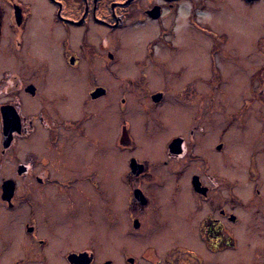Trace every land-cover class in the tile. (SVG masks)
Here are the masks:
<instances>
[{"label": "flooded vegetation", "instance_id": "af4514ba", "mask_svg": "<svg viewBox=\"0 0 264 264\" xmlns=\"http://www.w3.org/2000/svg\"><path fill=\"white\" fill-rule=\"evenodd\" d=\"M35 1L0 0V91L7 96L0 102V155L12 142H24L22 158L10 174L0 176V264L110 261L95 253L93 240L73 247L78 231L89 230L94 222L109 227L111 210L117 216L124 214L127 225L136 231L144 229L141 236L152 240L144 243L135 259L124 257L130 264H222L224 254L227 260L243 264L244 253L257 260L251 264H264L259 259L264 255L260 251L264 239H244L239 229L244 225L248 237L264 235V184L260 179L264 170V0H47L53 6L48 25L43 11H36ZM236 22L254 25L240 32L246 39L256 33L246 53V46L239 49L231 36ZM149 27L147 33L140 32L141 39L145 37L142 64L169 68L170 58L188 56L191 50L177 44L179 37L194 33L206 48L211 71L205 79L210 98L198 96L202 102L199 113L198 108L193 111L197 123L190 126L188 121L181 132L167 134L159 143L157 133L164 125L158 112L151 121L143 111L136 117L127 116L128 121L120 117L109 136L105 122L111 110L116 117L122 116L137 100L125 94L112 99L109 87L91 74L92 57L99 51L108 53V63L118 61L125 35L134 28ZM161 51L168 60L161 59ZM239 53L246 58L244 72L249 63L248 77L244 72L237 74ZM144 74L142 69L139 76ZM239 80L246 87L238 95L242 103L226 110L225 118L212 106L200 111L206 102L223 100L225 82L236 85ZM145 90L153 110L165 103V88ZM5 106L20 118L6 147L1 117ZM218 113L224 130L231 124L238 126V143L247 150L252 188L245 202L233 194L232 181L222 180L225 186H221L208 173L206 160L186 135L188 128L191 135L203 130L200 124L213 122ZM97 125L100 132L95 133ZM146 139L159 149L153 157L139 148ZM110 144L119 149L111 152ZM212 148L221 152L223 143L216 142ZM120 155L124 158L116 159ZM192 161L195 169L189 174L186 168ZM7 180L12 181L13 192L6 199L3 184ZM242 211L247 212L245 224L240 219ZM184 237L195 239L199 247ZM174 238L180 240L175 243ZM171 240L173 248H167Z\"/></svg>", "mask_w": 264, "mask_h": 264}, {"label": "rangeland", "instance_id": "374dc122", "mask_svg": "<svg viewBox=\"0 0 264 264\" xmlns=\"http://www.w3.org/2000/svg\"><path fill=\"white\" fill-rule=\"evenodd\" d=\"M43 1L44 3L35 1V8L36 11L37 9L43 11L41 14L44 17V24L48 25L53 6H51L47 0ZM246 24H248V22H236V30L231 35H234V40L238 41L237 45L239 49L242 47V44L246 46L245 50H243L245 53L253 47L252 42L254 41L256 35V33H253L252 38H249V35L247 39L244 38L246 35L240 32H245L244 30L248 29L251 30L254 27V25L250 26L249 24V26H246ZM183 25L185 26V22ZM138 30L140 29L134 28L132 29V32L125 35V42L122 43L118 51L122 54V59L118 61L114 60L108 63L109 58L106 51H99L98 55L93 56L92 61L94 65L91 74H93L95 78L99 80V83H104L109 87L112 99H115V96L125 94V97L128 99L130 96H132V99L135 98L137 100L132 103L131 108L130 106L127 107V113L123 114L122 116L116 117V115L113 114V110H111L109 113V121L105 122V130H108L109 136H111V134L114 132V128H112L114 121H119L120 117H122V120L125 119L128 121L129 119L127 116L129 118L136 117L137 114L143 111L146 113L144 116H147L151 121L152 115H156L158 112L164 125L163 130L156 129V131L159 130L156 140L159 143L167 136V134L181 132L188 121L191 126L196 122V120H198L196 119L194 121L193 111L198 108L196 114L199 113V107L202 102L198 101V96H203L208 99L210 98V87L206 84L205 79L210 78L211 71L208 70L209 62L206 57V48L204 49V44L203 46L199 44L200 37L197 36L196 38L195 36H192L194 33H192V35L189 34V37L186 34L181 35L177 42L178 45L184 44L187 47V51L191 49L188 53L189 57L185 55L180 59H176L175 57L170 58V61L167 63L169 68L167 69H164L160 66L153 67L151 65L142 64L144 52L143 44L145 42V37L141 39L143 35L141 36ZM163 52L164 51H161V59L164 58V60H168L169 57L166 56V52ZM53 56L56 55L53 54ZM136 59H139L140 63L136 62ZM171 62L172 64L169 66V63ZM104 63L109 64V67H104ZM183 64L185 66L182 70L180 67ZM245 65L246 58L242 53H239L237 74L240 75L245 73L244 77H248L247 75L250 73V66L248 63L244 72L243 68ZM142 69H144L145 76H139V73ZM126 76H131L134 81L130 79L131 77ZM142 81H144L143 84L145 87H143V84L141 83ZM146 88L150 90H164L165 88V103L162 104L158 109L153 110V108L149 105L151 102L148 97L149 93L147 90H145ZM127 91L129 93L126 94ZM189 91H193L191 95H189ZM223 91L224 92L221 93L223 97L222 101H216L214 104L209 103V105L206 102L208 106L204 104L203 109H200V111H206L209 106H212L215 107L216 112L222 111L223 114L224 112H228L229 110L233 109V107H235L234 105L238 106L242 103V101L238 99V95H242L246 91V87H244L243 81L241 83V80H239L236 85H228L225 82ZM177 97L179 100H182V102H178L179 100ZM6 99L7 96H5L3 92L0 91V102L5 101ZM223 103L227 104L225 109L222 105ZM182 105L186 107H183ZM117 106L120 107V104L117 103ZM204 106L206 107L204 108ZM221 108L223 110H221ZM208 110L214 111V109ZM226 115L227 114L225 113L223 117L225 118ZM206 116L207 118L210 117L209 114ZM198 117L199 115L197 118ZM223 117L221 118L218 113L213 122H210V119V121L207 120L200 124L203 130L191 135L188 128L186 135L188 139L193 140L194 146L196 147L195 149H197V151L200 150L201 155L206 160L209 166L208 173L214 176L216 182H219L221 186H225L221 183L222 180L226 182L232 181L234 183L232 189L233 194L245 202L244 199L247 197L248 191H250L252 188V182H250L251 180L247 177V161L249 157L248 154H246V148L244 146L242 147V145L238 143L239 138L236 137L239 132L237 130L238 126L236 124H231L233 127L224 130L222 122H219L223 120ZM255 124H257V122H255ZM155 126L160 128L158 124ZM207 128L209 131L204 132ZM98 132H100L99 125H97L95 129V133ZM133 136L134 135L132 134V137ZM150 142L151 141L147 139L141 141L139 148H143V150L147 151L148 155L153 157V155L158 154L159 149L157 147L151 146ZM216 142L223 143V149L221 152H218L215 148H212ZM8 147L9 150L5 154L0 155V176L10 174V171L14 168L15 163L23 156L24 142L22 139L12 142V145ZM109 149L111 152H113V150L119 149V146L110 144ZM119 158L123 159L124 155L116 157V159ZM111 165L113 168H116L115 164L111 163ZM120 168L122 169V165ZM186 169H188L190 171L189 174H191L195 169L194 161H192V164ZM260 176V179L264 184V170L262 173H260ZM224 194H227L226 189H224ZM96 203L97 202L95 201V204ZM116 213V211L111 210V221L109 227H106L105 225L97 226V222L96 224L94 222V225L88 226L89 230H80L81 232L78 231V243L73 248H80L87 242V240H93L96 246L94 247L95 253L98 254V256L102 259H109L112 262L111 264H130V262L125 261L124 257L131 255L135 259V257H138V255L141 253L144 243L151 244L152 240H145V238L141 236V232L143 233L144 229H142V231L134 230L132 225H127V220L125 219L124 214L118 215V218ZM240 219L243 224L246 223V211H242V215L240 214ZM258 221L260 220H257L256 222ZM260 222H262V220ZM243 228L244 225H239V229H241V232H243L244 239H253L255 242L259 241L258 238L264 239V237H260L264 235L258 236L257 234H254L251 237L246 236V231L243 230ZM255 233H257V231ZM173 240L176 243L180 239L174 238ZM183 240L188 241L186 240V237H184ZM193 241L194 242L188 241V244L199 247L196 243V240L193 239ZM174 242L171 240V244L168 243L169 246L167 248H173L172 243ZM260 251L264 253V247L261 248ZM257 254H259V252ZM222 257V264H238L239 262L235 260H227L225 258V254ZM259 257L260 260H264V255L260 254ZM256 261L257 260H254V257L251 254L247 255L244 253L242 258L243 264H251ZM147 264L150 263L147 262Z\"/></svg>", "mask_w": 264, "mask_h": 264}, {"label": "water", "instance_id": "95a60500", "mask_svg": "<svg viewBox=\"0 0 264 264\" xmlns=\"http://www.w3.org/2000/svg\"><path fill=\"white\" fill-rule=\"evenodd\" d=\"M160 94H157L154 98L155 100L158 99ZM1 117H2V127H3V133H4V140H3V146L6 147L9 144L12 132L11 130L13 128H16L19 124L20 118L19 115L15 112V110L10 106L2 107ZM175 142H178V139H175ZM220 146H218L219 148ZM196 177H194L195 179ZM13 192V184L12 181H5L3 184V197H10L11 193ZM7 195V196H5ZM137 226V223L134 221V227ZM84 254V253H80ZM73 256H79L76 254H72ZM110 261L104 262L103 264H108Z\"/></svg>", "mask_w": 264, "mask_h": 264}, {"label": "bare ground", "instance_id": "6f19581e", "mask_svg": "<svg viewBox=\"0 0 264 264\" xmlns=\"http://www.w3.org/2000/svg\"><path fill=\"white\" fill-rule=\"evenodd\" d=\"M150 27L149 28H146V29H143V30H140L139 32H141L142 34H145L147 33V31H150ZM183 31V30H182Z\"/></svg>", "mask_w": 264, "mask_h": 264}]
</instances>
